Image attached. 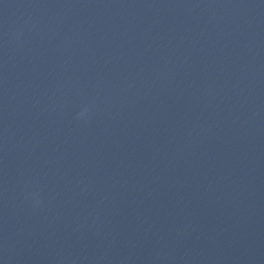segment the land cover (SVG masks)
Wrapping results in <instances>:
<instances>
[{
	"label": "water",
	"instance_id": "obj_1",
	"mask_svg": "<svg viewBox=\"0 0 264 264\" xmlns=\"http://www.w3.org/2000/svg\"><path fill=\"white\" fill-rule=\"evenodd\" d=\"M0 264H264V0H0Z\"/></svg>",
	"mask_w": 264,
	"mask_h": 264
}]
</instances>
